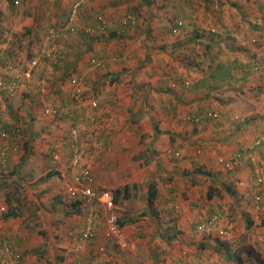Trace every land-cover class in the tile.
<instances>
[{
    "label": "crops",
    "instance_id": "crops-1",
    "mask_svg": "<svg viewBox=\"0 0 264 264\" xmlns=\"http://www.w3.org/2000/svg\"><path fill=\"white\" fill-rule=\"evenodd\" d=\"M7 1L0 0V78L17 87L0 92V117L15 132L0 148L16 149L0 158V206L14 213L0 214V239L20 257L5 252L0 264H234L238 243L264 254V148L253 146L264 137V0H80L76 26L100 13L112 35L61 34L58 54L39 59L29 79L21 77L29 54L51 45L35 43L37 22L58 24L73 0H19L20 13ZM127 14L133 23L123 21ZM72 76L81 81L77 96ZM40 93L54 117L38 107ZM209 110L215 119L189 118ZM221 159L234 160L231 171ZM81 166L94 187L120 188L125 246L103 236L99 202L67 192ZM49 203L61 219L50 217ZM211 212L220 214L216 224L207 223ZM87 220L92 235L75 248Z\"/></svg>",
    "mask_w": 264,
    "mask_h": 264
},
{
    "label": "built area",
    "instance_id": "built-area-1",
    "mask_svg": "<svg viewBox=\"0 0 264 264\" xmlns=\"http://www.w3.org/2000/svg\"><path fill=\"white\" fill-rule=\"evenodd\" d=\"M11 3L13 7H16L19 3V0H11ZM80 3H81L80 0H75L70 4L67 22L70 20L72 21ZM96 20L98 22L96 28L91 29L88 27L86 29L84 28V30L88 32H96L98 34H105L107 31L106 21L101 16H97ZM124 20L128 21L129 23H133L134 16L131 14H127L124 17ZM67 22L61 25L62 29L69 28V30H73L72 27L68 25ZM181 24L182 22L180 20H177L175 24L170 28V32L172 34H177L178 28L181 26ZM204 29L211 33L215 31L214 28L208 27V26L205 27ZM50 32H51V28L48 29V33ZM4 34H7V32H5ZM46 37L48 36L46 35ZM51 51H52V48L50 47L48 49H42V50L39 49L37 52H35V55L29 58L27 62V67L21 72V77L23 79H29L31 76V69L36 66L38 60L42 58L50 57ZM89 63L93 66H97L99 64V62L94 58H90ZM68 82L71 85L73 93L76 96L79 95L81 93L80 79H78V77L76 76H72L68 79ZM183 85L187 86L188 82L184 81ZM16 87H17V82L15 80L10 79V80L5 81L0 78V92H5L8 96H11ZM42 88L43 87H40V92H44V89ZM38 105H39L41 112L44 115L55 116L58 113L57 109L54 106H52V104L41 93L38 98ZM89 106L91 108H95L97 106V101L94 98L90 99ZM215 116H216L215 112H200L198 114L190 115L189 118L193 122V121H197L201 117L212 118ZM87 118H88V122L90 123L95 122L94 116L91 115V116H88ZM14 132L15 130L13 131V129L11 128H4L2 126V120L0 118V138L4 140L10 139L13 136ZM72 133H74V129H71L69 131L70 135ZM257 143H258V140L255 141V144ZM6 148L15 150L16 146L12 144L7 147H1L2 149L0 152L1 155L3 154V150ZM72 152L73 154L77 152V149L74 146H72ZM51 153H52L51 156L55 158L56 154L54 152H51ZM166 153H169V152L166 151ZM77 159L78 158L76 155H72V160H71L72 164H76ZM225 167L228 168V163L225 164ZM93 183H94V179H93L90 169L87 166H83V167L81 166L78 172V183L76 185L69 186L67 188V192L70 195L81 194L85 197L86 201L99 202L102 207V211L104 215V228H103V233H102L103 236L107 239L114 238L118 240V245L120 247H123L125 246V242L121 240L122 231H121L120 225L117 222L118 210L113 200L112 193L107 189H100V188L94 187ZM3 211H4V207L0 206V214H2ZM87 222H88V226L85 228L84 231L80 233L79 237L77 238L78 242L76 243L75 248L79 247V241L88 239L92 235L90 221L87 220ZM5 252H11V251L8 248V246H6V243L0 239V256ZM11 253L13 254L15 260L19 259L20 257L19 253L17 252H11Z\"/></svg>",
    "mask_w": 264,
    "mask_h": 264
},
{
    "label": "trees",
    "instance_id": "trees-1",
    "mask_svg": "<svg viewBox=\"0 0 264 264\" xmlns=\"http://www.w3.org/2000/svg\"><path fill=\"white\" fill-rule=\"evenodd\" d=\"M73 1H75V0H73ZM72 1V2H73ZM8 2H9V4H10V6H12V3H11V0H8ZM71 2V3H72ZM80 5H81V3L79 4V6H78V8H77V11H76V13H75V16L73 17V19H72V21L70 20V21H68L67 22V20H68V12H69V7H68V9H67V12L65 13V15H64V19L61 21V22H59L58 24H56V23H51V24H48V25H46L45 26V28H41L40 27V29L42 30V31H40V36H39V39L37 40V38H36V40H37V43H39V46H40V44L42 43V42H48V43H50L51 45H49V46H47L46 47V49H48V48H50V46H51V48H52V51H51V53L54 51L55 52V54L54 55H57L58 54V50H56L59 46H58V44L56 45V47H55V43H56V39L61 35V34H66V33H76L77 32V34L79 35V36H81L82 38H84V39H87V38H90V37H95V38H98L100 35H103V34H98V33H96V32H88V31H85L84 30V28L86 29V28H91V29H93V28H96V26H97V20H96V17L97 16H101L105 21H106V24H107V31H106V33H108L109 32V34H110V31H108L109 30V26H108V22H107V20L105 19V17L104 16H102V14H100V13H98V14H96L95 16H94V22H92L91 24L89 23V25H84V26H80V27H78V26H76V19H77V15H78V11H79V8H80ZM47 17V16H46ZM46 17H43L44 19L46 18ZM125 17V16H124ZM42 18V20L44 21V19ZM48 18V17H47ZM93 20V19H92ZM123 21L126 23V21L124 20V18H123ZM123 21H122V24H124L123 23ZM177 21V20H176ZM175 21V22H176ZM45 22V21H44ZM65 22H67L68 23V25H70L71 27H72V29L73 30H69V28L68 29H62V26L61 25H63ZM175 24V23H174ZM40 25H38V27H39ZM49 28H51V32L50 33H48V29ZM28 30H30V29H28ZM170 31V30H169ZM105 33V34H106ZM108 34V35H109ZM46 35L48 36V37H46ZM99 35V36H98ZM110 35H112V34H110ZM109 35V36H110ZM38 37V36H37ZM45 38V39H44ZM3 39H5L4 37H2L1 38V36H0V40L1 41H3ZM43 40H45V41H43ZM39 49H41V48H39V47H37L34 51H33V53L31 52L30 54H29V57H32V56H34L35 55V52H37ZM57 51V52H56ZM51 53H50V55H51ZM57 57V56H56ZM66 73V71L64 72V74ZM66 75V74H65ZM1 118V117H0ZM215 119V118H214ZM5 128H8V127H5ZM14 138L13 137H11L9 140L10 141H12ZM255 140H258V143L257 144H254V142H253V146H261V147H263L264 148V137H258V138H256ZM77 149V151H78V148H76ZM1 148H0V152H1ZM6 151H7V148L6 149H4L3 150V154L1 155L0 154V158H3L4 156H5V153H6ZM235 158L238 160V158H237V156H235ZM220 161H222V166L227 162V161H223L222 159L220 160ZM232 161V163L234 164V160H231ZM83 167V166H82ZM227 170V169H226ZM229 170V169H228ZM79 172V171H78ZM225 187V189L227 190V192H229L230 194L232 193L231 191H230V189L228 188V186H224ZM155 183H154V181H152V180H150L149 181V183L147 184V206L150 208V204H151V201H152V199H153V196H154V193H155ZM210 190V189H209ZM207 191V197L209 196V192H211V191ZM119 191H120V188H115L114 190H113V192H112V196H113V200H114V202H116L117 201V198H116V196L118 195V193H119ZM118 210V209H117ZM2 214H3V216H8V215H12V214H14L13 213V210L12 209H7V212H5V211H3L2 212ZM1 214V215H2ZM219 219H220V214L219 213H217V212H211L210 214H209V216L207 217V223H210V224H216L218 221H219ZM120 218H117V222H118V224H120ZM219 232L220 233H223L224 231L223 230H219ZM2 240V239H1ZM3 241V240H2ZM241 253H242V255H243V257L245 258V260H251L254 264H264V258L259 254V252L255 249V248H253L252 246H250V245H246V246H244V248H243V250H241ZM237 261V264H241V262L243 261L241 258H238V259H236Z\"/></svg>",
    "mask_w": 264,
    "mask_h": 264
},
{
    "label": "rangeland",
    "instance_id": "rangeland-1",
    "mask_svg": "<svg viewBox=\"0 0 264 264\" xmlns=\"http://www.w3.org/2000/svg\"><path fill=\"white\" fill-rule=\"evenodd\" d=\"M8 2V1H7ZM151 2V0H149V3ZM8 5L10 6V4H9V2H8ZM11 7V6H10ZM13 7V6H12ZM19 7V4L17 5V7L15 8V9H13L12 8V11L13 12H15V13H20L21 12V10H23V9H20V8H18ZM19 17H20V22L23 20V15H19ZM44 19V18H43ZM45 21V22H44ZM44 21L43 20H41L40 22H37V24H36V26H35V28L36 29H34V31H35V33H34V35H36L37 33H38V37H37V40L39 39V36L41 35L40 34V31H42L41 29H40V27L41 28H45V26L46 25H48V24H53V23H55L54 22V19H49V18H45L44 19ZM26 24V23H25ZM27 25V24H26ZM38 25H40L39 27H38ZM19 32V31H18ZM22 32V31H21ZM31 33L30 32H27V31H24V32H22L21 33V36L23 35V38L24 37H26V36H29ZM33 35V34H32ZM78 35V34H77ZM45 39V38H44ZM37 40H34L35 41V43L37 42ZM33 41V40H32ZM45 41V40H44ZM29 46H31V45H29ZM28 46V47H29ZM35 46V45H34ZM29 49H30V47H29ZM42 49H44V48H41V50ZM115 58V57H114ZM98 62H99V60H97ZM90 64V63H89ZM91 65V64H90ZM93 66V65H92ZM97 66H99V65H97ZM188 86V85H187ZM48 97V96H47ZM50 100V99H49ZM38 104V103H37ZM38 107H39V105H38ZM52 117H54V116H52ZM234 128H236V127H234ZM228 162V168L227 167H225V165H223V168L226 170V172L228 171H231L232 170V167H233V165H232V163L230 162V161H227ZM248 162H251V161H249L248 160ZM249 164V163H248ZM259 164H261V163H259ZM263 168V170H264V164H262L261 165ZM260 167V166H259ZM256 168H258V167H256ZM229 169V170H228ZM19 192H18V195H19V197L21 198V191L20 190H18ZM120 194V193H119ZM13 199V198H12ZM50 199V197H48L47 199H46V201H44V203H45V205H44V203H41V206H42V204L44 205V206H46V202L48 201ZM129 200V204L131 205V207H130V210H132V211H135L136 209H138V205H139V203H136L137 201H133L132 200V198H129L128 199ZM25 203V210L27 211V214H28V216L29 217H32V216H38V212H37V209H36V205L35 204H33L34 202H32V203H30V202H28L27 203V200L24 202ZM51 203H49V205L48 206H50V208H49V210H51V215H50V217L51 216H53V218L55 219V220H58V218L59 219H61V217H60V214H59V211L58 212H53V209L51 208L52 207V205H50ZM45 208H48V207H45ZM29 211H34V212H32V213H29ZM55 213V214H54ZM34 218V217H33ZM53 219V220H54ZM54 220V221H55ZM30 221V223L32 222L33 223V219H30L29 220ZM244 246H245V244H239L238 243V245H237V250H238V253H237V259L238 258H241L243 261L241 262V264H254L251 260H245V258L243 257V255H242V253H241V250H243V248H244ZM257 250V249H256ZM260 254V253H259ZM261 256L264 258V254H261ZM237 261V260H236ZM234 264H237V262H235Z\"/></svg>",
    "mask_w": 264,
    "mask_h": 264
},
{
    "label": "clouds",
    "instance_id": "clouds-1",
    "mask_svg": "<svg viewBox=\"0 0 264 264\" xmlns=\"http://www.w3.org/2000/svg\"><path fill=\"white\" fill-rule=\"evenodd\" d=\"M201 112H214V111H212V110H209V111H201ZM198 113H200V112H197V113H195V114H198ZM216 113V112H215ZM193 115V114H192ZM217 117V113H216V116L215 117H212V118H210V117H205V118H210V119H214V118H216ZM201 118H203V117H201ZM201 118H199V119H201ZM199 119L197 120V121H193V122H198L199 121ZM254 144H255V141H254ZM226 163H228V162H226ZM225 163V164H226ZM224 164V165H225Z\"/></svg>",
    "mask_w": 264,
    "mask_h": 264
}]
</instances>
